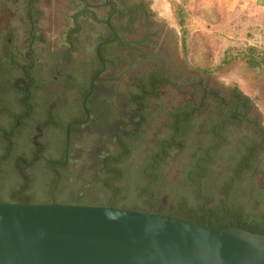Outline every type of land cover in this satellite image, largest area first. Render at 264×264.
I'll return each instance as SVG.
<instances>
[{
    "label": "rangeland",
    "instance_id": "obj_1",
    "mask_svg": "<svg viewBox=\"0 0 264 264\" xmlns=\"http://www.w3.org/2000/svg\"><path fill=\"white\" fill-rule=\"evenodd\" d=\"M130 1H144L154 17L157 32L154 46L149 49L152 62L144 65L135 57L126 58L122 65L107 64L102 85L95 82V87H104L109 93L101 98L103 104L97 112L105 114L102 122H114L111 133L121 126L125 132L118 139L111 137L100 142L98 136L88 141L76 138L68 177L59 198H86L103 205L117 200L129 208L151 207L198 214L205 200L200 199L198 187L188 181L187 158L195 143L217 141L208 130L217 117L219 103L215 95L233 99L231 93L236 92L248 97L251 102L248 118L241 128L236 121L231 129L236 135L242 130L251 133L257 139L253 141L255 144L261 139L254 133L252 124L258 121L264 126V65L249 64L245 50L230 63L223 60L231 48L249 45L263 48L264 42L248 37L241 22L240 30L234 32L242 38L236 39L231 33L229 25L237 28L239 22L238 10L245 12L244 0ZM81 6L74 0H0V160L8 153L7 137L13 133L18 119L31 113L18 128L17 135L11 137L16 149L2 165L0 174V193L4 196L16 192L34 200L49 198L54 177L48 169L61 156L56 147L63 140V122L82 111L84 86L93 72L91 64L97 38H102L100 33H106L102 25L91 21L77 35L79 45L71 51L67 33L74 26L73 9ZM106 13L107 9L97 10L99 17ZM243 18L248 23L246 14ZM128 37L136 39L141 33ZM119 52L113 47L107 55ZM260 59L263 60L262 56ZM157 63L164 75L172 77L179 87L175 89L164 83L159 91L135 101L140 86L145 82L150 84ZM200 85L206 88V106L190 111V116L185 118L188 135L193 140L187 148H170L167 155L163 152L162 161L148 174L161 176L154 182L146 176L145 168L150 160H156L159 144L172 135L175 114L191 103L200 102L202 94L197 91ZM237 117L234 114L233 118L237 120ZM127 150L129 153L123 157ZM93 151L99 159L110 156L109 172L99 174L97 181L94 178L100 173V163L93 158ZM117 171L119 174H114ZM107 177L113 181V187L105 189L99 184ZM249 178L253 187L264 185V176L252 174ZM220 195L216 191L208 205L217 204Z\"/></svg>",
    "mask_w": 264,
    "mask_h": 264
},
{
    "label": "water",
    "instance_id": "obj_2",
    "mask_svg": "<svg viewBox=\"0 0 264 264\" xmlns=\"http://www.w3.org/2000/svg\"><path fill=\"white\" fill-rule=\"evenodd\" d=\"M0 264H264V234L112 205L0 201Z\"/></svg>",
    "mask_w": 264,
    "mask_h": 264
},
{
    "label": "trees",
    "instance_id": "obj_3",
    "mask_svg": "<svg viewBox=\"0 0 264 264\" xmlns=\"http://www.w3.org/2000/svg\"><path fill=\"white\" fill-rule=\"evenodd\" d=\"M74 1L81 3L82 6L80 8H75V10L73 9L71 15L74 20V26L69 29L67 33V40L71 44V51L76 49L79 45L77 35H79L91 21L102 25V27L106 29V33H100L99 35L100 37L102 36V38H97L96 50L91 64V68H93L94 71L91 73L87 85L84 86V98L89 90L91 80L102 68V62L100 61L98 54H100L105 62H114L116 64L121 62L122 55L119 54L114 58H109L105 55L106 50L115 44L105 43V41L113 38V31L111 29V25L113 26L112 18L110 19L109 24L107 19L114 11L115 4L111 3L107 7L102 6L105 4L104 2L96 3L90 0ZM98 9H107L106 15L99 17L97 15ZM106 34H109L110 36L105 37ZM119 41L120 39L116 40V44L119 43ZM117 45L120 47V43ZM243 50H245L244 54L246 55L249 64L254 67H259L261 64L264 65V47L262 48L257 45H249L246 48L241 46L229 49L226 52L223 63L227 64L238 59ZM260 56H262L263 60L260 59ZM151 79L150 84H146L145 82L144 85L140 86L139 91L133 98L135 101L139 100L138 98L143 100L147 95L155 93L157 91V86L166 81L160 77L159 72H157L155 76H152ZM168 81L170 82V80ZM149 86H151V88ZM231 94L233 97L234 94L239 93L232 92ZM239 97L246 103V107H251V102L248 97L240 94ZM225 99V101L221 98L216 99L219 103L217 117L213 118L212 123H210L211 126L208 128L209 132L214 135V138H216L217 141H211L202 145L200 143H195L192 145V149L187 158L188 181L198 187L199 197L200 199L203 198L205 200V204H200V212L198 214L188 213L184 210L178 212L165 209H162L159 212L185 218L201 224H210L214 227L227 228L229 226H235L255 233L264 234V185L253 187L251 183L253 177L252 179L249 178L252 174L255 176H264V160H261L263 153L262 149L264 148V126L259 124L258 121H254V123L257 122L258 125L252 124L255 125L253 130L254 133L261 137L260 141L256 144L253 141H256L257 139H254L253 135L247 133L246 130H242V132L237 135L234 134L231 128L234 126L236 119L233 118V112L226 110L227 107H230V104L234 99L232 100V98L229 99L226 97ZM206 103L207 102L205 101L203 108L206 106ZM190 105L192 106V103ZM191 106L187 107L184 111L179 110V112L175 114L174 120L172 121V135L166 141L159 144L160 149L154 156L156 160H150L147 164L145 168L147 169L145 172L147 177H151L148 174L153 173L159 160L162 161L164 151L166 152L165 155H167L170 148L180 146L187 148L193 140V137L188 135L190 130L185 125V118L190 116L189 114L192 110ZM237 118L240 123L238 128H241L245 119L242 116ZM52 122L56 121L54 120ZM238 130L240 131V129ZM245 136H247V138H245ZM230 143H233V145ZM64 146L65 145L62 147ZM128 153V150L124 151L122 156L124 157ZM222 167L224 169H222ZM118 172L119 171L113 173L119 174ZM160 177L161 176L153 175L151 178L154 182H158ZM105 179L106 180L99 185L105 189L112 188L113 181L108 177ZM53 182H55V177L53 178ZM53 184L54 183H52V186ZM216 191L221 194L215 202L217 204L209 206L208 204L213 201V196ZM22 201L45 202L42 200L36 201L30 197H25ZM58 201L64 203L103 205L98 201H91L86 198H70ZM113 206L129 208L128 206L119 203L117 200L113 201ZM129 209L148 211L146 210L147 208ZM150 212L158 211L154 209Z\"/></svg>",
    "mask_w": 264,
    "mask_h": 264
},
{
    "label": "flooded vegetation",
    "instance_id": "obj_4",
    "mask_svg": "<svg viewBox=\"0 0 264 264\" xmlns=\"http://www.w3.org/2000/svg\"><path fill=\"white\" fill-rule=\"evenodd\" d=\"M107 2V3H106ZM104 3L102 6H109L111 3L115 4L114 11L111 13V16H108V24L110 22V19L112 18V24L111 29L113 31V38L111 40L105 41V43H115L112 46H110L106 52L105 55L109 58H114L117 55L121 56V62L117 65H122L126 62V58L133 59L138 58L143 62V64H148L149 62H152L151 55L149 53V49L154 46V41L156 39V29L154 26V17L152 16V13L148 9L146 3L144 1L140 2H132L130 0H104ZM118 22H117V21ZM116 29H115V27ZM115 32L117 36H115ZM135 32L141 33V37L139 38H132L130 39L128 36H133ZM110 35H106L105 37H109ZM120 39V47H118L119 43L116 44V40ZM113 47L118 48V50H121V52L113 55H107V52H109ZM134 48V49H131ZM106 67L102 64L101 70L95 75V77L91 80L89 85V90L87 94L83 98L82 103V111L79 115L73 116L69 121L63 122V140L60 143L59 146H57V150L59 153H61V156L56 157L48 169V172L51 176L55 177V182H53L52 189L50 191L49 198L42 201H50L52 198H54L56 201L62 200L59 198L60 191L63 187V183L66 181V178L68 177L67 172L71 166V160H72V150L74 141L76 138L79 139H85V140H92L95 136H98L100 141H108L111 137L114 139L121 136L124 130V126L118 127L115 129L113 133H111V129L114 127V122H102L101 119L103 115L98 111V108H101L103 102L102 97L105 95H108V90L104 87H95V82H99L101 85L103 81L105 80V71L107 69V62ZM155 73L152 76H155L157 72L160 73V77L163 78V83L159 84L157 86V91H159V87L162 86L164 83L171 84L172 88L177 89L179 87V84L170 76L164 75V70L160 66V63H157L154 68ZM92 71H94L92 69ZM93 73V72H92ZM170 80V82L168 80ZM152 80V79H151ZM94 83V86L92 84ZM196 91V90H195ZM199 94H202L200 102L197 103V105L191 106V111H197L199 109L203 108L204 102L208 99V95L206 94V88L203 85L199 86V90H197ZM206 94V95H205ZM221 98L222 100H226L223 96L215 95V99ZM234 99V100H233ZM233 101L230 104L231 112H233L236 116H242L244 119L248 118V110L250 107H246V103L243 102V100L239 97V94H234ZM229 103V102H228ZM233 114V116H234ZM31 115V113H28L27 115L21 116L18 119L16 128L12 131L13 133L9 134L7 139H9L10 144L8 148V153L6 156L0 160V174L2 173V165L6 163V161L9 160V158L13 155V152L16 149V143L14 142V139L11 137L16 136L18 133V128L23 125L24 120L28 118ZM238 121V118L237 120ZM255 125H258L256 122ZM99 133V134H98ZM69 134V145H67V137ZM112 138V139H113ZM65 145L64 147H62ZM62 147V148H61ZM51 150H55L52 148ZM94 156L97 160V162L100 163V169L98 170L100 173L96 174V177L94 178L95 181H97V176L99 174H104L109 172L107 170V162L110 158L108 155L107 157H103L104 159H99L100 157H97L96 151H93ZM92 153V155H93ZM261 160L264 159L261 157ZM58 163H65L64 165H58ZM56 170V172L54 171ZM107 170V171H106ZM96 173V172H95ZM55 175V176H54ZM25 197L20 196L18 194L13 193L11 196L7 197L0 193V201H22ZM39 201V200H36ZM59 202V201H58ZM108 205L113 206V202L109 203ZM146 210L152 211L151 207H148ZM162 209H157V211H161Z\"/></svg>",
    "mask_w": 264,
    "mask_h": 264
},
{
    "label": "crops",
    "instance_id": "obj_5",
    "mask_svg": "<svg viewBox=\"0 0 264 264\" xmlns=\"http://www.w3.org/2000/svg\"><path fill=\"white\" fill-rule=\"evenodd\" d=\"M244 2H245L244 5L245 12L243 10H238L240 11V13L238 12L236 17L238 18L239 21L237 23V28L235 26L233 27L232 24L229 25V27H231V29L233 30L231 31V33L232 34L234 33L236 39L242 38V36L238 37L237 33L234 32V30L238 29V24H240L241 22V24L245 26V30L247 32L246 35L248 37L254 38L256 40H260V42L263 43L264 42V0H244ZM245 14L248 17V23H245V19L243 18V15L245 17ZM231 22L233 23L234 20L231 19Z\"/></svg>",
    "mask_w": 264,
    "mask_h": 264
}]
</instances>
